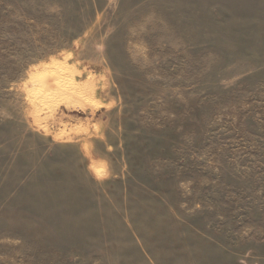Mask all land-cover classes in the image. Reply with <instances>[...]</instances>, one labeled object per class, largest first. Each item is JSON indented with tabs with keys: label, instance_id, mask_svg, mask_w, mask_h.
<instances>
[{
	"label": "rangeland",
	"instance_id": "rangeland-1",
	"mask_svg": "<svg viewBox=\"0 0 264 264\" xmlns=\"http://www.w3.org/2000/svg\"><path fill=\"white\" fill-rule=\"evenodd\" d=\"M0 264H264V0H0Z\"/></svg>",
	"mask_w": 264,
	"mask_h": 264
},
{
	"label": "bare ground",
	"instance_id": "bare-ground-1",
	"mask_svg": "<svg viewBox=\"0 0 264 264\" xmlns=\"http://www.w3.org/2000/svg\"><path fill=\"white\" fill-rule=\"evenodd\" d=\"M70 67L71 66L66 62V59L63 60V61L56 60L55 62L46 65L40 71V73L37 76L33 77V79H37V78H39V79H42V78L43 79H47V78H52V77L54 78L55 76H59V74L63 73L64 71H67V70L71 69ZM64 74H66V73H64ZM68 75H70V74H68ZM89 77H90V75H89ZM55 79H57V78H55Z\"/></svg>",
	"mask_w": 264,
	"mask_h": 264
}]
</instances>
